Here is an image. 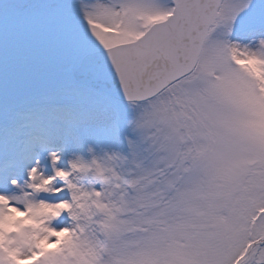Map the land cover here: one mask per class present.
Returning <instances> with one entry per match:
<instances>
[{
  "label": "snow or ice",
  "instance_id": "6c2138e0",
  "mask_svg": "<svg viewBox=\"0 0 264 264\" xmlns=\"http://www.w3.org/2000/svg\"><path fill=\"white\" fill-rule=\"evenodd\" d=\"M0 264H264V0H0Z\"/></svg>",
  "mask_w": 264,
  "mask_h": 264
}]
</instances>
